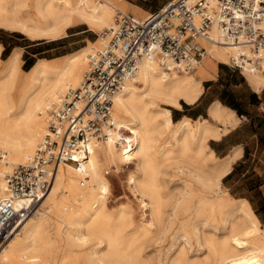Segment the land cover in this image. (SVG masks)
<instances>
[{
    "label": "bare ground",
    "instance_id": "bare-ground-1",
    "mask_svg": "<svg viewBox=\"0 0 264 264\" xmlns=\"http://www.w3.org/2000/svg\"><path fill=\"white\" fill-rule=\"evenodd\" d=\"M22 8L29 10L26 19L19 16ZM117 10L132 12L122 0H0V28L20 31L33 40H59L78 22L92 30L110 28ZM133 12L139 18L149 16L140 9ZM219 35L214 26L211 36L218 40ZM98 40L101 45L97 48H86L56 62L40 60L27 73L21 50L6 61L0 58V199L9 196L5 175L27 164L43 142L51 110L59 108L71 90L81 87L89 55L107 43L105 37ZM198 43L207 50L203 62L208 54L230 62L241 51L222 41L198 39ZM1 50L0 46V55ZM206 68L214 70L215 66L209 62ZM244 74L256 90L264 86L263 74ZM203 92L195 75L169 71L159 59L144 57L136 75L114 98L109 141L89 142L86 174L71 164L55 170L53 189L1 247L0 264H151L141 253L161 223L160 168L180 158L206 166L216 160L213 152L205 155L208 141L222 134L212 123L233 126L237 122L233 113L219 105L212 109L210 120H199L196 125L189 119L176 124L170 109H158L160 103L171 108H180V101L194 105ZM169 133L173 140L161 143ZM230 162L207 166L214 180L220 182L229 174ZM108 165L134 167L128 183L141 196L139 223L133 210L109 207L111 184L102 175ZM85 176L88 179L82 186ZM53 221L57 223L54 238L44 235V225ZM231 229L232 234L216 244L215 264H264L263 231L248 205L241 208Z\"/></svg>",
    "mask_w": 264,
    "mask_h": 264
},
{
    "label": "built area",
    "instance_id": "built-area-1",
    "mask_svg": "<svg viewBox=\"0 0 264 264\" xmlns=\"http://www.w3.org/2000/svg\"><path fill=\"white\" fill-rule=\"evenodd\" d=\"M214 26L220 31L218 40L211 36ZM101 36L107 43L89 55L81 87L51 110L48 133L34 157L4 177L9 196L0 199V249L34 214L58 167L71 164L86 174L87 145L109 141L114 98L144 57L159 59L169 71L190 73L207 54L198 39L222 41L241 50L230 58V67L243 76L264 75V0L169 1L146 18L117 10L113 26Z\"/></svg>",
    "mask_w": 264,
    "mask_h": 264
},
{
    "label": "rangeland",
    "instance_id": "rangeland-1",
    "mask_svg": "<svg viewBox=\"0 0 264 264\" xmlns=\"http://www.w3.org/2000/svg\"><path fill=\"white\" fill-rule=\"evenodd\" d=\"M125 1L129 3L127 5L131 9L134 6L144 9V13H147L146 16H148L151 11H156L167 2L174 0ZM129 13L131 12L129 11ZM19 16L23 19L28 18L30 16L29 10L22 8L19 11ZM81 29L87 31L83 34L72 35ZM104 30L106 28L92 30L87 24L78 22L67 29V34L61 38L62 40L44 39V42L33 40L20 31L17 32L25 36V39L18 40L19 42H40L39 47L42 52L36 55L37 59H41L40 56H45L44 59L53 60L68 55V57H73L86 48L91 50L93 47H99L101 42L98 39ZM3 31L0 32V39L16 40L15 37L22 38V36L13 35V30L3 29ZM28 55L22 49V60L26 59ZM2 56L3 53L0 55L3 61L10 57L4 60ZM209 62L213 63L216 70L218 66L219 70L224 73L223 76L228 73L226 69L233 71L234 76L231 85L240 82L246 92L253 90L254 87L247 75L246 79L237 69L229 66L230 62L212 58L208 54L202 67L189 73L195 75L197 81L201 82L204 87L203 96L199 101L203 102L204 106L219 102L218 99L232 102V95L239 94V89H235L233 86L226 88L223 83L215 81L217 78H213L212 83L204 82L216 73V71H209L206 76L205 69ZM24 65L23 71L26 72ZM180 74L185 75L183 72H180ZM254 90L256 89L254 88ZM262 90H264V86L260 90H256L259 92L260 104H253L252 107L246 106L243 118L240 116L235 117L237 120L235 125L224 126L216 122L212 123L213 127L222 130L220 138L227 143L226 145L243 140L246 143L244 145L245 149L249 148V152L252 149H258L254 157L248 156L246 160H242L246 163H240L239 167H234V173L231 177L217 182L211 175L212 171L207 168V166H212L215 163L221 164L228 161L224 160L220 154L214 155L216 160L208 162L206 166L184 158L173 159L162 165L157 176L162 199L161 223L153 229L146 244L142 247L141 257L143 259L150 261L151 264H215L217 257L216 244L232 234L231 226L239 218L241 208L246 205L249 206L252 214L259 218L262 234L264 235V153H262L264 149V91L260 92ZM182 103L183 101H180V105ZM219 103L222 104V102ZM158 109L174 110L162 103L158 104ZM206 118L210 120L209 116ZM182 119L184 118L177 120L176 124ZM193 125H196V122ZM237 126H240V128L232 132V129ZM228 131L231 133L223 138L222 136ZM172 135V133L166 135L161 143L169 144L173 140ZM251 136H254V138L250 139ZM216 142L212 139L208 141V149L205 155H208L212 150L215 151L218 145ZM133 169V166L128 169L127 165H120L119 167L108 165L102 170V175L108 178L111 184V193L108 196L109 207L115 209L125 206L133 210L136 216L135 219L139 223L143 214L139 209L141 207V196L128 183V175ZM105 171H110L111 174L106 176ZM53 186H50L48 193L51 192ZM133 189L135 193L132 192ZM146 214V221H151L150 211H147ZM56 228L57 223L55 221L50 224L46 223L44 225V235L54 238Z\"/></svg>",
    "mask_w": 264,
    "mask_h": 264
},
{
    "label": "crops",
    "instance_id": "crops-1",
    "mask_svg": "<svg viewBox=\"0 0 264 264\" xmlns=\"http://www.w3.org/2000/svg\"><path fill=\"white\" fill-rule=\"evenodd\" d=\"M123 2L126 5L129 4L125 0ZM137 9H140L141 11L145 12L144 9H142V8H140L138 6H134V8L132 9V12L131 13L133 14L134 13L133 11H137ZM86 31H87L86 29H81V30H78V31L74 32L72 35L83 34ZM15 38H16V40H10L8 38L5 40L7 46L9 47L8 57L11 56L13 54V52H15L16 50H21L22 51V49H24V51H26L29 55L26 58L27 60L26 59H23V61H24L23 64H25L26 61H28V63H30L34 58L37 59L36 58V55L37 54H34V53L30 52V51H37V50H39L40 49V47H39L40 46V43H36V42H33V41H30V42H19L18 40L25 39V37H22V38L15 37ZM0 46L2 47V50H1V54H2V53H4V50L6 49V46L2 42H0ZM27 49L30 50V51H28ZM68 56H64V57H61V58L60 57H57V59L54 58L53 60L37 59V61L35 62V64L38 61H40V60H46V61H49V62H56V61H59V60H62L64 58H66ZM226 70H227L228 73L225 76H223L224 73L221 72V70H219L218 66H217V70H216V68L214 70H211V69H207L206 68L205 69L206 76L208 75V72L209 71H216V73H214L211 78L206 79V81H204V82H206V83H212V81H214L213 78H217V79H215V81L220 82V83H223L226 88H229L230 86H233V88L239 89V94L238 95H235V94L232 95V102H234L237 105L238 109L243 114L245 113L244 111L246 109V106L247 107H252L253 104H260V102H259L260 98L258 96L259 95L258 94L259 92L256 91V90H254V88L250 85L249 82H247V83H249V86L251 88H253V90H250L249 92H246L245 90H243L242 83H240V82L239 83H235L234 85H231L232 84L231 82H232V78L234 76V73H233V71H230L228 69H226ZM263 91L264 90H262L260 92H263ZM199 101L196 104L191 105V106H189V104H187L189 106L188 108H184L181 105L180 108H173L174 110L171 109L173 121H174V119L179 120L181 118L189 119V120H192L194 122H197L200 119L201 120H208L206 117L209 116V118H210V116H211L210 114H211L212 109L215 106H217L215 104H218L222 108H224L226 110H229L231 113H233V117L234 118L237 117V116H239L235 111H233L230 108H228V107L222 105L221 103H219V102H223L220 99H218L219 102H216V103H213V104L210 103L209 105H206V106L203 105L204 104L203 102H199ZM240 117L243 118V115H240ZM184 119H182V120H184ZM181 121H179V122H181ZM174 122L177 123L176 121H174ZM228 126H230V125H228ZM239 128H240V126H237V127L233 128L232 129V132L236 131ZM230 133L231 132L228 131L222 137L225 138ZM252 138H254V136H251L250 139H252ZM212 140L213 141H217L216 143H218L217 148L215 149V151L212 150L213 154L215 156H216V154H220L221 156H223V159L224 160H229V159L231 160V162H230V172L227 175L229 177H231L233 175V173H234V167L235 166H238L239 167L240 163L241 164L246 163V161H242V160H246V158L248 156L254 157L257 154V152H258V149L257 148L252 149L250 152H249V148L246 150L245 149V146H244V145H246V143L243 140H239L237 142H234L231 145H226L227 143L226 142H223L222 138L212 139ZM263 151H264V149H263ZM263 151H262V153H264ZM247 160H249V159H247ZM227 176L224 179H226ZM258 220H259V218H258Z\"/></svg>",
    "mask_w": 264,
    "mask_h": 264
},
{
    "label": "trees",
    "instance_id": "trees-1",
    "mask_svg": "<svg viewBox=\"0 0 264 264\" xmlns=\"http://www.w3.org/2000/svg\"><path fill=\"white\" fill-rule=\"evenodd\" d=\"M0 32H4L3 29L0 30ZM13 35H16V36H22V37H25L24 35H22V33H19L17 31H14L12 32ZM62 40V39H60ZM42 42H44V39L41 40ZM0 42L4 43L5 46H6V49L4 50V53H3V58L4 60L8 58V54H9V47L7 46L5 40L3 39H0ZM55 42V41H53ZM36 43H40V42H36ZM42 50H37V51H32V53L34 54H41ZM45 56H40L39 58L41 59H44ZM27 60V59H26ZM37 61V59H33L30 63H28V61H26L25 65H24V70L25 71H29L34 65H35V62ZM222 104L228 108H230L231 110L235 111L239 116L240 115H243V113L240 112V110L238 109L237 105L234 103V102H222ZM183 107L184 108H188L189 106L186 104V103H182ZM206 117V116H205ZM174 121L177 122L176 119H174ZM227 178H229V176H227Z\"/></svg>",
    "mask_w": 264,
    "mask_h": 264
}]
</instances>
